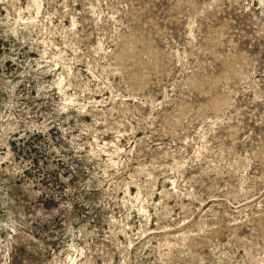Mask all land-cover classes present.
<instances>
[{
  "label": "rangeland",
  "instance_id": "rangeland-1",
  "mask_svg": "<svg viewBox=\"0 0 264 264\" xmlns=\"http://www.w3.org/2000/svg\"><path fill=\"white\" fill-rule=\"evenodd\" d=\"M0 264H264V0H0Z\"/></svg>",
  "mask_w": 264,
  "mask_h": 264
}]
</instances>
